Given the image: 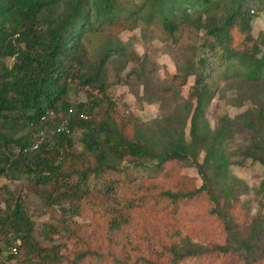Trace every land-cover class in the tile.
Listing matches in <instances>:
<instances>
[{
    "label": "trees",
    "instance_id": "16d2710c",
    "mask_svg": "<svg viewBox=\"0 0 264 264\" xmlns=\"http://www.w3.org/2000/svg\"><path fill=\"white\" fill-rule=\"evenodd\" d=\"M255 8L264 9V0H139L134 5L122 0H0V177L24 178L36 186L52 185L57 191L63 187L55 199L43 190L59 203L71 196L70 191L76 196L79 189H88L92 180L109 179L122 168L151 164L159 169L169 161L183 160L196 168L201 184L188 191L168 188L160 194L178 207L179 201L196 200L205 193L213 204L210 214L226 220L225 208L231 199L240 190H248L243 180L231 174L230 166L242 165L247 158L264 165V54L260 49L264 31L257 38L250 35ZM155 21L173 37L185 23L205 29L211 39L210 50H222L228 66L240 72L244 89L257 105L234 118L223 117L211 129L204 118L210 98L204 84L210 75L204 72L205 56L189 66L190 74L196 76L192 91L196 104L152 125L134 123L128 132L129 125L118 124L110 114L95 112L100 103L97 96L75 105L69 102L72 83L104 93L107 64L117 59L125 66L129 57V46L117 34L138 27L139 22L149 26ZM99 32L105 34V40L89 56L84 38ZM131 53V59L137 61V55ZM7 58L12 59L10 65L5 63ZM47 110L55 113L42 120ZM82 113L87 117H81ZM63 119L68 133L46 134L33 148L41 129L54 128ZM187 121L189 133L185 135ZM238 122L251 141L229 148ZM26 128L31 131L18 135ZM76 129L81 130L78 139L73 135ZM256 192L264 206V180ZM233 223L224 224L226 242L208 249L200 244L180 247L165 229L170 244L160 242V252L171 255L172 263L208 250L239 254L243 264L264 262V217L255 218L242 232L237 222ZM33 232L34 223L19 197L0 207V233L7 236L0 254L5 249L12 253L15 241L22 247L23 259L36 253L44 259L41 264H59L58 253L53 249L50 255L45 253ZM86 255L89 252L80 253L70 263L84 260ZM137 256H125L124 263L131 264Z\"/></svg>",
    "mask_w": 264,
    "mask_h": 264
},
{
    "label": "rangeland",
    "instance_id": "374dc122",
    "mask_svg": "<svg viewBox=\"0 0 264 264\" xmlns=\"http://www.w3.org/2000/svg\"><path fill=\"white\" fill-rule=\"evenodd\" d=\"M122 2L134 5L139 0ZM254 10L250 35L257 38L264 31V9ZM175 33V37L171 36L159 21L151 22L149 26L139 22L134 29L120 31L117 38L130 49L126 65L122 66L117 59L107 64L105 82L108 86L104 93L72 83L69 102L75 105L88 100L91 95L97 96L100 103L95 112L110 114L118 124L129 125L128 132L134 123L152 125L155 120H163L178 110L182 114L187 105L196 104L192 93L196 76L190 74L189 66L205 56L204 72L210 75L206 76L204 84L210 91V98L205 105L204 118L211 129L223 117L234 118L257 105L244 89L243 78L238 76L240 72L228 66L230 62L222 50L218 49L216 53L210 50L211 39L205 29H195L185 23ZM104 40L102 32L89 33L84 38L89 56ZM260 49L264 54V46ZM131 51L137 55V61L131 59ZM11 61L7 58L5 63L10 65ZM240 123L233 128L229 148L241 147L251 141V135L242 129ZM189 126L187 121L185 135L189 133ZM30 131L26 128L18 135ZM80 132L76 129L73 133L76 139ZM77 146L81 149V145L77 143ZM230 171L244 181L248 190H240L231 199V204L225 208L226 220L210 214L213 204L205 193L196 200L179 201L178 207L160 194L168 188L188 191L201 184L196 168L183 160L169 161L159 169L151 164L147 168H122L112 172L109 179L92 180L88 189H79L76 196L73 190L70 191L71 196L59 203H54L52 198L55 199L63 187L57 191L52 185L36 186L24 178L0 177V207L4 208L6 201L12 202L19 197L34 223L36 241L45 247V253L50 255L52 249L56 251L59 264H125V256L131 259L134 253L138 254L137 260L133 258L131 264H243L241 256L236 253L221 254L208 250L172 263L171 255L162 256L165 253L160 252V242L169 243L165 229L170 231L173 243L180 247L200 244L208 249L226 242L225 223L237 222L242 232L255 218L264 217L263 199L256 192L264 180V165L247 158L242 165L232 164ZM44 189L52 198H48ZM131 199L138 204H133ZM6 238L0 233L2 248L6 247ZM13 246L17 247V253L5 249L0 254V264H41L44 261L36 253L23 259L20 243L13 241ZM85 252L89 255L84 260L70 263L76 255Z\"/></svg>",
    "mask_w": 264,
    "mask_h": 264
},
{
    "label": "built area",
    "instance_id": "2783aa9c",
    "mask_svg": "<svg viewBox=\"0 0 264 264\" xmlns=\"http://www.w3.org/2000/svg\"><path fill=\"white\" fill-rule=\"evenodd\" d=\"M69 112H72L71 110H69ZM53 115V111H46V113H44V115L41 117L42 120H45L47 118H50ZM81 117L86 118L87 116L85 114H80ZM58 132H69V128L67 126V120L63 119L62 122L58 125H56L54 128H48L45 127L44 129H41L38 134L36 136H38L37 141L34 143L33 148H36L38 146V144L42 141V139L46 136V134L49 133H58ZM12 253H17V247L14 246L11 249Z\"/></svg>",
    "mask_w": 264,
    "mask_h": 264
}]
</instances>
